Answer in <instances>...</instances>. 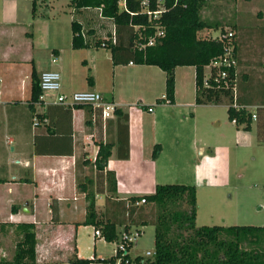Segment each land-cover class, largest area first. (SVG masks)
<instances>
[{
    "label": "crops",
    "instance_id": "1",
    "mask_svg": "<svg viewBox=\"0 0 264 264\" xmlns=\"http://www.w3.org/2000/svg\"><path fill=\"white\" fill-rule=\"evenodd\" d=\"M56 1L36 0L32 14V0H0V231L16 230L18 224H31L37 242L35 264H69L68 258L74 249L79 258L101 259L95 253V240L101 239L94 236L96 229L91 225H81L87 201L86 193L77 187L78 180L86 183L84 187L88 194H93L98 215L115 220L117 227L124 229L130 226L132 230L135 225L129 223L130 215L135 212L134 208L145 204L132 206L128 198L152 194L156 185L180 184L177 182L185 181L189 183L179 179L187 172L181 150L182 141L188 142L193 148L199 146L196 154L203 155L201 157L206 159V165L215 159L210 157L214 152L209 145H212L211 137L219 125L212 114H215V108L221 106L195 104L194 68L177 67L174 70L173 101L171 104H158L162 110L156 111L152 103L155 104L164 94V73L157 67L135 63L132 53L122 45L115 48L113 55L106 48H85L84 64L88 73L86 84L73 71L64 54L54 47L55 43L48 45L52 54L49 55L47 64L40 66L32 54L36 47H41L42 35H36V27L42 24L51 27L55 24L52 22L54 18L49 19L47 13L39 10L45 8L53 13ZM66 6L67 11H59L71 15L70 25L75 21L82 27L79 17L84 10H97L100 14L98 9L75 10L70 5V0ZM104 20L112 22L110 19ZM82 32L84 34L83 28ZM234 32L237 41V67L241 68L246 64L242 51L244 43H241L237 31ZM93 35L96 36L94 32ZM15 36L21 38L24 50L28 53L21 61L14 53L16 49L11 52L12 47L8 41ZM46 38L50 39V33ZM260 41L263 45L260 55L264 67V32L260 35ZM91 51L98 53L97 56ZM100 51H103L102 54H99ZM52 59L56 61L53 63ZM237 67L235 71L238 79ZM31 69L35 70L38 79L43 71L59 72L60 92L63 94L74 93L85 87L99 92L107 102L113 103L116 109L125 114L127 119L113 115L106 121L104 130L100 123L93 125L91 120L86 125L83 108L68 111L65 107L52 103L53 95H46L44 102L34 104L30 109L26 101L30 98ZM154 74L159 76L162 83L156 95L152 91ZM258 78L264 83V71ZM145 100L148 103L144 104ZM235 101L248 110L261 109L257 120H252L250 130L244 131L228 120L227 106L224 107L226 119L235 129L236 143L240 141L246 147L262 143L256 140V126L264 118V89L259 87L254 90L247 83L237 82ZM46 106L54 114L55 135H47L44 127H34L32 124L33 114L44 113ZM130 106L134 107L129 109ZM148 107L152 111L149 112ZM199 113H203L205 118H198ZM144 115L152 117L153 135L150 138L144 128ZM159 122L162 134L166 137L162 144L156 143L158 141L154 134ZM106 141L112 143L113 147L104 173L113 172L116 182L114 193L107 192L105 176L97 173L93 165L97 142ZM154 145L160 146L155 159L152 158ZM126 151L128 157L123 159ZM205 167L193 162L192 186L197 180H202L199 177ZM87 168L94 169L93 180L87 178ZM90 186L92 190L89 189ZM196 193L195 188V198ZM51 204L57 206L58 210L54 219ZM126 207L133 210L131 214L130 208L126 210ZM222 222L220 226L227 227ZM82 227H93V255L89 258L81 255L76 243L78 231ZM116 230L118 234L121 229Z\"/></svg>",
    "mask_w": 264,
    "mask_h": 264
},
{
    "label": "trees",
    "instance_id": "2",
    "mask_svg": "<svg viewBox=\"0 0 264 264\" xmlns=\"http://www.w3.org/2000/svg\"><path fill=\"white\" fill-rule=\"evenodd\" d=\"M36 0H32V14ZM118 0H70L75 10L100 9V14L113 22L115 42H111V33L106 38H97L92 30L82 32V27L75 21L71 22V48L74 50L89 47L106 48L113 55L115 48L123 46L129 50L135 63L139 65L157 67L164 73V94L156 101L157 104H171L174 93V70L177 67H193L195 74V104H221L227 106V116L237 128L249 131L252 124L251 113L238 104L232 93L221 92L203 87L204 67L223 53V43L217 39L198 38V32L205 28H212L201 19L204 0H165L164 11L156 23H151L145 15L139 12V0H126L127 11H121ZM129 13H132L131 15ZM138 26V29L135 27ZM154 26L163 29L164 36L152 46H146L147 39L153 35ZM220 32H223L222 30ZM236 38L234 46L236 51ZM145 45L144 47H141ZM89 79V78H88ZM30 98L27 107L32 109L39 101V79L34 69H31ZM236 104L238 108H234ZM64 107V106H63ZM68 111L83 108L85 123H89V107L85 105L65 107ZM46 106L44 113L33 114L36 127H44L47 135H55V118ZM255 109L256 120L258 112ZM117 118L126 115L115 109ZM264 116V115H263ZM255 120V121H256ZM256 140L264 142V118L258 122ZM97 153L93 165L100 175L106 179L107 192L116 191L113 172L104 173L110 157L112 143L97 142ZM160 152V146L154 145L152 158ZM40 153V152H39ZM128 157L126 151L123 159ZM98 174V175H99ZM86 183L78 180L77 187L86 193L87 201L85 218L81 225L93 226L100 231V238L106 242H116L115 253L108 259H95L97 262L113 264H264V226L231 225V226H200L196 227L195 188L182 184L156 185L154 192L149 195L130 197L128 202L144 200L145 204L155 207L154 227V255L151 258L135 256L130 258L122 255L118 247L117 223L109 218H102L96 213L93 194L85 190ZM130 207H126L129 210ZM130 208L129 214L132 213ZM52 219L57 217V206L51 204ZM140 225L147 224L140 220ZM16 230L20 240L16 243L14 254L10 259L0 258V264H35L36 238L31 224H18ZM128 232L129 228L124 227ZM133 245V244H132ZM132 245L127 247V250ZM116 260L118 261L116 263ZM90 259H82L76 255L75 249L68 258L69 264H90Z\"/></svg>",
    "mask_w": 264,
    "mask_h": 264
},
{
    "label": "rangeland",
    "instance_id": "3",
    "mask_svg": "<svg viewBox=\"0 0 264 264\" xmlns=\"http://www.w3.org/2000/svg\"><path fill=\"white\" fill-rule=\"evenodd\" d=\"M67 3L68 0H57L53 5V13H49L50 11L48 12L45 8L39 10L44 14L47 13L46 15H48L49 19L54 18L52 22H54L55 25H53L54 27H48V25L42 24L40 27H36V35L39 33L42 35L40 42L41 47H36L32 54L35 61L39 63L40 66L43 65L44 67L47 64L49 55L52 54L48 45L55 43L54 47L64 54L73 71L78 74L86 84L85 79L88 76L84 64L86 49L74 50L70 47V20L72 18L68 13L62 12L64 10L67 11ZM61 9L62 11H59ZM259 13H261V16H259ZM51 15L55 16L52 17ZM200 16L201 19L207 24H210L212 28H205L198 32V38L216 37L221 30L223 32L228 29L237 31L241 43H244L242 51L244 60H246V62H244L246 63L244 67H237L239 72L237 82L247 83L248 86L254 88V90H257L259 87L264 89V83L258 78V75L264 71L262 57L260 55L263 46L260 41V35L264 32V0H251L250 2H248V0H204V6ZM79 18L84 32L93 30L96 37L100 38H104L107 34L112 32V22L104 20L97 10H84L80 13ZM49 33L50 39L46 38ZM8 41L12 47L11 52L16 49L14 53L18 55L19 61H21L23 56L27 57L28 53L24 50V44L21 42V38L15 36L11 37ZM91 52L93 55L95 54V56L98 54L95 53V51ZM102 52L103 51H100L99 54H102ZM153 77L152 91L156 95L161 89L162 83L157 74H154ZM85 88L78 91H92ZM146 101L147 100L143 103H148ZM152 104L156 111L162 110V107L157 103ZM220 105V107L215 108V114H212V117L218 120L219 127L211 137L210 142L212 145H209L214 152L210 157H215V159L206 165V159L201 157L203 155L196 154V149H199V146L193 148L189 146L188 142L182 141L181 150L183 152L187 172H184L179 179L183 181L187 180L189 183L186 181L184 183H177L192 186V182L194 181L193 162L197 163V165L206 166L205 171L207 172L203 171L199 177L202 180H197L195 185H193L197 192V211L194 220L195 226L197 227L204 225H222V221H224L227 226H264V144L257 143L252 147H246L243 146L240 141L236 143L234 136L235 129L233 125L227 121L225 116L224 107H226V105ZM133 107L134 106H130L129 109ZM197 117L204 119L205 115L199 113ZM151 120V116L144 115V128L146 129L148 138L153 135ZM158 125V128L155 127L157 131L154 132V134L158 141L156 143L162 144L166 137L162 134L161 122H159ZM224 138H226L225 141L223 140ZM204 154L206 155V151ZM93 170V168L86 169L87 178L91 180L95 178ZM90 188L92 190V186H90L89 189ZM134 211L135 212L130 215L131 222L129 223L135 226L132 230L129 226V231L138 230L140 235L136 238V241L133 243L128 253L130 258L140 256L145 259V252L154 251V227L152 222L154 221L156 211L155 207L149 204L136 207ZM140 220H146L147 224L140 225L142 223ZM117 228L118 230L121 229L118 232V239H120L123 229L120 227ZM92 231L93 227H82L77 234L76 243L79 245L81 255L85 258H89L90 255H93L92 245L94 244V238L92 237ZM19 240L20 235L15 229L0 231V258H12L16 243ZM117 243L119 246V240ZM95 244V253L97 257L108 259L114 255L116 242H106L103 239H96ZM117 262L116 260V263Z\"/></svg>",
    "mask_w": 264,
    "mask_h": 264
},
{
    "label": "built area",
    "instance_id": "4",
    "mask_svg": "<svg viewBox=\"0 0 264 264\" xmlns=\"http://www.w3.org/2000/svg\"><path fill=\"white\" fill-rule=\"evenodd\" d=\"M165 0H139V12L145 15L151 23H156L161 13L164 11ZM118 8L122 11H127L126 0L117 1ZM100 11V9H98ZM130 15L132 13H129ZM101 16V14H99ZM102 17V16H101ZM104 18V17H102ZM106 19V18H104ZM138 29V26L135 27ZM164 36L163 29L154 26V33L147 39L146 46H152ZM106 38V37H105ZM211 39H217L223 43V53L217 58L211 60L207 66L204 67L203 87L213 90H220L221 92L229 91L232 96H236V67L237 58L234 46L235 32L232 29H228L224 32H220L218 36L212 37ZM111 42H115L114 31L111 32ZM142 45L141 47H144ZM56 59H52L54 63ZM60 74L57 71H43L39 76V101L44 102L46 95H53L52 103L61 105L64 107H73L85 105L90 108V120L93 125L101 124L102 129H105V123L108 119L112 118L116 109L115 105L111 102H107L99 92L95 91H77L70 94H63L60 92ZM167 104V103H166ZM234 108H238L236 104H233ZM247 112L251 113V119L256 120L255 109L248 110L246 106L243 107ZM149 112L152 111L151 107L147 109ZM234 123V122H233ZM33 126L36 127L37 122L34 119L32 122ZM145 201L142 199L136 201L132 206H138L144 204ZM140 235L138 230L134 231H123L119 239V249L122 255H128L127 247L132 245L136 238ZM94 236L100 238L101 234L99 230H94ZM145 257L150 258L154 255V252H145ZM90 264H102L97 262L94 257H91Z\"/></svg>",
    "mask_w": 264,
    "mask_h": 264
}]
</instances>
